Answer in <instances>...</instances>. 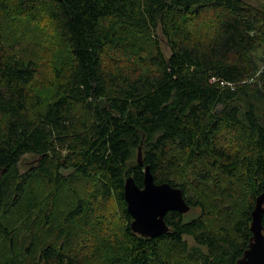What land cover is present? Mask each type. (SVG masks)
Masks as SVG:
<instances>
[{
	"label": "trees",
	"instance_id": "16d2710c",
	"mask_svg": "<svg viewBox=\"0 0 264 264\" xmlns=\"http://www.w3.org/2000/svg\"><path fill=\"white\" fill-rule=\"evenodd\" d=\"M42 9L69 49L47 98L10 30ZM263 44L251 0H0V264H239L264 192ZM147 165L195 210L168 212L155 238L125 199ZM114 198L128 242L112 254L98 210ZM85 229L101 236L92 257L74 247Z\"/></svg>",
	"mask_w": 264,
	"mask_h": 264
},
{
	"label": "rangeland",
	"instance_id": "374dc122",
	"mask_svg": "<svg viewBox=\"0 0 264 264\" xmlns=\"http://www.w3.org/2000/svg\"><path fill=\"white\" fill-rule=\"evenodd\" d=\"M251 1L257 5L264 6V0ZM11 25L10 30L12 35L16 36L21 32H24L26 34L25 39L31 40L30 43L35 48L38 56L39 71L30 85L32 94L34 96L39 95L45 98L49 97L56 83L55 65L68 55L69 49L67 44L56 35L55 26L44 13V9H42V13H40L35 19L30 16H25L19 20L17 19V21L15 20ZM206 29L207 26L200 25L197 26L196 31L198 33H206ZM162 47L165 52L169 54V48L166 45L165 39L162 40ZM263 53L264 50L261 47L255 51V56H261ZM262 65L260 69L262 68ZM262 108H264L263 105ZM36 162V156L31 154L24 156L20 164L21 171L27 170L30 166L36 164ZM191 212H195V210H192ZM98 213H102L98 228L102 233L103 238L106 236L107 240H110V246L112 247L110 253L112 252L113 254L115 251L118 252V249L121 250L128 242L124 231L126 222L120 204L117 202L116 198L111 201L108 200L103 207L98 210ZM88 231V229L84 230L85 233L81 238L77 239L74 247L83 255L86 254L91 256L92 246L97 243L96 241L101 236H99L98 233H96V235H92L91 233L87 235ZM103 250L106 251L104 247Z\"/></svg>",
	"mask_w": 264,
	"mask_h": 264
},
{
	"label": "water",
	"instance_id": "95a60500",
	"mask_svg": "<svg viewBox=\"0 0 264 264\" xmlns=\"http://www.w3.org/2000/svg\"><path fill=\"white\" fill-rule=\"evenodd\" d=\"M138 162L143 165L142 149L139 148ZM125 199L133 220L131 228L144 237H158L169 230L166 215L170 211L187 213L191 206L180 187L169 182L156 183L149 165L145 166L144 183L139 186L133 176L125 182ZM252 213L251 230L253 236L249 247L238 260L239 264H264V192L256 199Z\"/></svg>",
	"mask_w": 264,
	"mask_h": 264
},
{
	"label": "built area",
	"instance_id": "2783aa9c",
	"mask_svg": "<svg viewBox=\"0 0 264 264\" xmlns=\"http://www.w3.org/2000/svg\"><path fill=\"white\" fill-rule=\"evenodd\" d=\"M264 68V63H263V65H262V68H261V70Z\"/></svg>",
	"mask_w": 264,
	"mask_h": 264
}]
</instances>
